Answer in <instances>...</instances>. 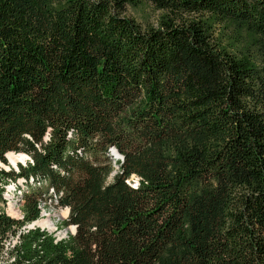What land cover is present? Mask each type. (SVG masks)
Wrapping results in <instances>:
<instances>
[{
	"label": "trees",
	"instance_id": "trees-1",
	"mask_svg": "<svg viewBox=\"0 0 264 264\" xmlns=\"http://www.w3.org/2000/svg\"><path fill=\"white\" fill-rule=\"evenodd\" d=\"M139 1L0 0V264H264V0Z\"/></svg>",
	"mask_w": 264,
	"mask_h": 264
},
{
	"label": "rangeland",
	"instance_id": "rangeland-1",
	"mask_svg": "<svg viewBox=\"0 0 264 264\" xmlns=\"http://www.w3.org/2000/svg\"><path fill=\"white\" fill-rule=\"evenodd\" d=\"M165 12L162 10L157 9L154 5H152L150 2L147 0H140L138 4H128L126 6L125 11L123 12L124 16L130 17L135 19L143 28H149L151 26H158V22L162 15ZM227 32H230L231 35H235L232 28H227ZM241 39V37H239ZM242 49V52H255V49L253 48V45L247 46V43L244 42V45L240 47ZM115 157V156H114ZM9 164L10 161L8 157L6 156ZM29 158H26L25 162H21L22 164H26ZM9 166V168L7 167ZM0 167L5 168L9 170L10 168H14L16 171H18V166L14 167L12 165H8L3 163L0 160ZM118 167V166H117ZM15 187V189L13 187ZM25 188L26 187V182L20 178L17 183L11 182L10 184L7 185L6 191L8 190L9 197H10V202L7 204V213L11 215L12 217L15 218H22V211L20 209V204H21V192H20V187ZM6 194V192H5ZM13 203L15 208L20 211V215L18 216H13L10 212V204ZM42 212H47L48 214H42L41 218L46 215L50 217L57 228L55 230H50L49 232L54 233L56 237L59 238H67L69 233H72L73 228L72 225L68 227H61V223L68 218L69 213H68V208L67 207H61L57 205V202L52 201L51 199L42 201ZM47 230V228H45ZM48 231V230H47ZM66 232V233H65ZM17 241V237H12L11 240L7 242L8 248L7 251L11 245V243H14ZM5 251L1 256H0V261L4 263V261L8 258V252Z\"/></svg>",
	"mask_w": 264,
	"mask_h": 264
},
{
	"label": "bare ground",
	"instance_id": "bare-ground-1",
	"mask_svg": "<svg viewBox=\"0 0 264 264\" xmlns=\"http://www.w3.org/2000/svg\"><path fill=\"white\" fill-rule=\"evenodd\" d=\"M6 156L10 161V165L13 164L15 166H18V164L21 162H25L26 158H28V155H26L25 153H16V152H9ZM7 167L9 168V166ZM10 212L13 216L20 215V211L15 208L13 203L10 204ZM34 223L36 226H41L49 230H55L56 228V225L53 222V220L46 215H44L39 220H36Z\"/></svg>",
	"mask_w": 264,
	"mask_h": 264
},
{
	"label": "water",
	"instance_id": "water-1",
	"mask_svg": "<svg viewBox=\"0 0 264 264\" xmlns=\"http://www.w3.org/2000/svg\"><path fill=\"white\" fill-rule=\"evenodd\" d=\"M22 153H24V152H22ZM112 153H113V155L115 156V158L116 159H123L124 158V156L118 151V149L116 148V147H113L112 148ZM7 154V153H6ZM5 154V155H6ZM26 155H28L27 153H25ZM30 156L28 155V158H29ZM31 158V157H30ZM12 166H14V167H16L15 165H13L12 164ZM13 187V186H12ZM14 188V187H13ZM68 213H70V208L68 207ZM42 214H48L47 212H42ZM22 217H23V214H22ZM36 221V220H35ZM35 221H33L32 223H30V224H28L27 226H25V228H28V229H31V228H36V227H41V226H36L35 225ZM42 229H45V228H43V227H41ZM56 228H57V226H56ZM72 228H73V231H72V234H75L76 233V231H77V225H72ZM48 231H50L49 229H47ZM66 233V232H65ZM62 238H59V237H57V240H61Z\"/></svg>",
	"mask_w": 264,
	"mask_h": 264
},
{
	"label": "built area",
	"instance_id": "built-area-1",
	"mask_svg": "<svg viewBox=\"0 0 264 264\" xmlns=\"http://www.w3.org/2000/svg\"><path fill=\"white\" fill-rule=\"evenodd\" d=\"M33 180H34V178L32 177V178H31V181H33ZM139 181H140V178H139L138 176H136V175H134V176L132 177V179L129 180V182H130L133 186H137V185L139 184Z\"/></svg>",
	"mask_w": 264,
	"mask_h": 264
}]
</instances>
